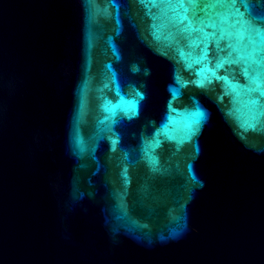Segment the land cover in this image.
Wrapping results in <instances>:
<instances>
[{"label": "water", "instance_id": "95a60500", "mask_svg": "<svg viewBox=\"0 0 264 264\" xmlns=\"http://www.w3.org/2000/svg\"><path fill=\"white\" fill-rule=\"evenodd\" d=\"M206 2L0 0V264H264V0Z\"/></svg>", "mask_w": 264, "mask_h": 264}, {"label": "snow or ice", "instance_id": "6c2138e0", "mask_svg": "<svg viewBox=\"0 0 264 264\" xmlns=\"http://www.w3.org/2000/svg\"><path fill=\"white\" fill-rule=\"evenodd\" d=\"M200 0H189V3L192 6H198ZM223 3V0H207V2L205 3V9H212L213 13L214 10L216 8H218L221 4ZM180 7H187V5H185L184 0H180L179 3ZM219 16V23L221 25V39H225V38H231L233 36V32L230 31V27H234L233 25H229V27H224L225 24L228 23V21L223 17L222 14H216ZM211 16V14H210ZM185 20H188V16L187 14H185L184 16ZM191 21H189V24L191 25ZM239 23V21H237V24ZM193 31H195V29H193ZM231 47V45H229ZM256 51H252L249 53L250 57H254L256 55Z\"/></svg>", "mask_w": 264, "mask_h": 264}]
</instances>
